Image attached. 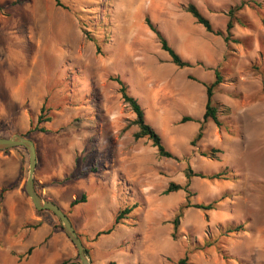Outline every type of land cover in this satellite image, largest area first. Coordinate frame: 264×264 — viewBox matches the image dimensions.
Returning <instances> with one entry per match:
<instances>
[{
  "label": "rangeland",
  "instance_id": "rangeland-1",
  "mask_svg": "<svg viewBox=\"0 0 264 264\" xmlns=\"http://www.w3.org/2000/svg\"><path fill=\"white\" fill-rule=\"evenodd\" d=\"M59 1L21 0L0 9V114L8 110V128L17 129L27 123L24 108L36 122L45 103L50 121L43 125L50 131L30 134L38 168L46 175H65L68 168L54 201L65 205L92 264H264V0ZM189 2L224 32L233 10L230 40L198 24L186 11ZM146 15L193 67L171 63ZM215 69L223 78L214 94L222 125L202 123L192 146L201 123L180 118L202 120L201 82H212ZM115 77L174 158L160 157L147 138H134L135 114ZM188 168L226 175L188 179ZM171 182L187 185L190 195L165 193ZM82 193L87 202L70 210ZM213 200L212 210L186 208L174 233L182 205ZM43 214L60 224L50 211ZM240 224L241 230L227 231ZM57 229L61 238L50 237L45 226L8 230L0 264H81Z\"/></svg>",
  "mask_w": 264,
  "mask_h": 264
},
{
  "label": "trees",
  "instance_id": "trees-1",
  "mask_svg": "<svg viewBox=\"0 0 264 264\" xmlns=\"http://www.w3.org/2000/svg\"><path fill=\"white\" fill-rule=\"evenodd\" d=\"M21 2V0H12L10 2H7V4L1 5L0 9L5 8L6 6H12V5H17ZM56 5L61 6L59 0H55ZM186 11L195 19V21L200 24L207 32L212 33L217 36H221L225 42H228L230 40V34H231V29L233 28L234 24L231 19V16L233 15V10H230L228 12L229 15V20L227 21L226 24V29L225 32L221 29H214L209 18L206 17L200 9L193 3L189 2L186 6ZM145 23L149 27V29L155 33L158 42L160 44L161 49L166 52L169 57L171 63L176 65L179 68H187V67H193L195 64L190 62L189 60H185L181 57V55L175 50V48L169 43L167 37L165 34L151 21L150 17L148 15L145 16ZM198 65H202L200 62H196ZM189 79L199 81L196 77L192 75H188ZM119 85H120V93L122 95V98L124 102H126L132 109V111L135 114V119L133 120V124L138 127L137 131L134 133V138L135 139H142V138H147L152 142V146L157 149V153L160 157H166V158H174L175 156L166 149L163 139L161 135L155 130V128L147 121L145 117V112L140 105L138 99L131 95L128 91V86L119 78L115 77L113 78ZM223 78L219 70L215 69L214 70V80L210 83L208 82H201L205 86V93H206V100H205V107H204V112L202 115V120H198L190 115H184L180 118V123H186L188 121H198L201 123L198 132L196 133L195 137L191 140V145L195 146L196 142L202 137L203 135V124L204 122L207 121H212L214 124L217 126H221L222 122L218 118V110L217 106L214 104V94H215V89L216 87L222 82ZM45 113V103L42 104L40 108V113L37 116V121L34 123L33 121L30 122V127L26 133H22V136L29 137L30 133L39 131L46 133L50 130H48L43 124L46 122L50 121V118L47 116H44ZM30 138V137H29ZM9 149H4V151H8ZM211 151H215V149H211ZM206 155V154H203ZM222 175H226L225 173H215L212 175H206L202 172H193L190 168H188L186 172V177L190 179L191 177H202V178H221ZM68 176L65 177L67 179ZM56 183H61V181L57 180ZM11 188V187H10ZM10 188H6L2 191L1 198L3 197V192L7 191ZM185 190L188 196L190 195V191L187 188V185H180L176 183H170L165 190V193H170L173 191H178V190ZM49 200V199H48ZM87 202V194L82 193L80 197L74 198L70 203H69V209L72 210L74 209L78 204ZM217 203V200H213L209 203H197V204H189L186 203L181 206L179 212L177 213L175 219L173 220V225H174V233L175 230L178 227L179 219L183 215V212L186 208L188 207H195L198 209H202L205 211L212 210L214 209L215 205ZM135 206V204L133 205ZM131 207L124 208L118 212V214L115 217V223H118L123 217H125V214L129 213L132 211ZM38 213H43V212H48L47 210H37ZM66 214H68L65 211ZM39 224L33 225V227H38ZM56 228H61L60 224L58 223ZM243 228V225L240 224L236 227H231L228 228V232H235L239 231ZM110 232V229L104 230V231H99L95 235V239L98 238V236L102 234H108ZM33 250V247H30L27 250V254H30L31 251ZM88 253V250H87ZM65 262H62L64 264ZM185 263V259L180 260L179 264Z\"/></svg>",
  "mask_w": 264,
  "mask_h": 264
},
{
  "label": "crops",
  "instance_id": "crops-1",
  "mask_svg": "<svg viewBox=\"0 0 264 264\" xmlns=\"http://www.w3.org/2000/svg\"><path fill=\"white\" fill-rule=\"evenodd\" d=\"M17 104H19L20 106H25L22 101ZM8 114V110H5V112L0 114V137H9L13 134L26 133L30 127V122L33 121L34 123H36L34 116L28 111L27 108H24L23 115L25 118L27 117V123H23V125L17 129H9L11 128V126L8 120L6 119ZM36 150L37 165L34 174L35 187L43 198L54 201V198H57L56 195L60 194V190L56 187L62 185V182L56 183V181H62L63 178L66 177V172L68 168L65 167L64 169L65 175H56L53 173L50 175H46L42 170L38 168L39 159L37 147ZM70 165H72L71 162ZM24 166L25 161L23 147H14L9 149L7 152L4 150H0V229L2 228L0 230V239H7L10 241L11 237L8 236V230H18L21 227L33 226L36 224H39L38 227H36L37 230H39L42 226H45L48 230L50 237L51 235H54L56 238H61V231H59L55 227L54 222L48 221L49 218L47 217V215L43 213H38L37 210L34 208L31 199L27 195L25 191L26 177L24 173ZM6 188L10 189L3 192V197L1 198L2 191ZM62 206L63 208H65V205ZM34 255L35 253L28 256V258ZM25 263H27L26 260H24L23 264Z\"/></svg>",
  "mask_w": 264,
  "mask_h": 264
},
{
  "label": "water",
  "instance_id": "water-1",
  "mask_svg": "<svg viewBox=\"0 0 264 264\" xmlns=\"http://www.w3.org/2000/svg\"><path fill=\"white\" fill-rule=\"evenodd\" d=\"M14 147H23L28 152L29 163L25 182V191L31 199L34 208L36 210H47L55 215L59 220L64 233L76 247L81 264H92V260L87 253V249L68 214L65 213L64 209L59 204L52 200L43 198L35 187L34 174L37 165V150L34 141L29 137L22 136L21 134H13L9 137H0V150L11 149Z\"/></svg>",
  "mask_w": 264,
  "mask_h": 264
}]
</instances>
